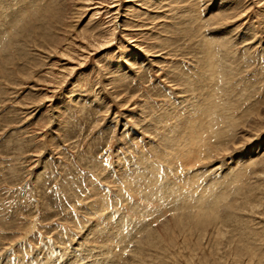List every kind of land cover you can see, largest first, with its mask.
I'll return each instance as SVG.
<instances>
[{
  "label": "rangeland",
  "instance_id": "1",
  "mask_svg": "<svg viewBox=\"0 0 264 264\" xmlns=\"http://www.w3.org/2000/svg\"><path fill=\"white\" fill-rule=\"evenodd\" d=\"M262 160L264 0H0V264H264Z\"/></svg>",
  "mask_w": 264,
  "mask_h": 264
},
{
  "label": "bare ground",
  "instance_id": "2",
  "mask_svg": "<svg viewBox=\"0 0 264 264\" xmlns=\"http://www.w3.org/2000/svg\"><path fill=\"white\" fill-rule=\"evenodd\" d=\"M118 18V17H117ZM107 46V45H106ZM103 48V47H102ZM101 49V48H100ZM158 56V55H157ZM211 58H212V56H211ZM211 58H210V60H211ZM222 62V61H221ZM221 62H220V64H221ZM211 67V66H210ZM212 68V67H211ZM212 70H213V68H212ZM206 103V102H205ZM210 103V102H209ZM208 103V104H209ZM204 105H206V104H204ZM206 107V106H205ZM208 109V108H207ZM209 109H210V106H209ZM209 109H208V111H209ZM216 109V108H215ZM206 112V111H205ZM204 112V113H205ZM213 113V112H212ZM199 114V113H198ZM215 114V113H214ZM216 116V115H215ZM262 117V116H261ZM245 127V126H244ZM211 129V128H210ZM192 133H194V131H192ZM206 133V132H205ZM234 133V132H233ZM202 135V134H201ZM195 136V135H194ZM233 136H234V134H233ZM192 137H193V135H192ZM201 143V142H200ZM207 146V145H206ZM259 155V154H258ZM261 155V154H260ZM263 158V157H262ZM195 160V159H194ZM206 160V159H205ZM257 160V159H256ZM199 161V160H198ZM262 161H264V160H262ZM262 161H261V164H262ZM264 163V162H263ZM249 164V163H248ZM264 165V164H263ZM250 167V166H249ZM243 168V167H242ZM264 168V167H263ZM249 169V168H248ZM241 170V169H240ZM262 170H264V169H262ZM241 173H242V171H240ZM248 172H250V171H248ZM264 171H262V173H263ZM240 173V174H241ZM244 174V173H243ZM242 174V175H243ZM246 174V173H245ZM250 174H252V173H250ZM248 175V174H247ZM221 176V175H220ZM262 177H263V174L261 175ZM260 176V177H261ZM239 177V176H238ZM242 177V176H241ZM246 177V176H245ZM261 177V178H262ZM235 179V178H234ZM190 180V179H189ZM194 180V179H193ZM239 180V179H238ZM233 181V180H232ZM242 181H244V180H242ZM166 182V181H165ZM195 182V181H194ZM234 182V181H233ZM236 182H238V181H236ZM190 183V182H189ZM235 183V182H234ZM233 184V183H232ZM237 185V184H236ZM233 186V185H232ZM247 186V185H246ZM245 186V187H246ZM256 186V185H255ZM259 187H261V186H259ZM183 188V187H182ZM237 190V189H236ZM260 190V189H259ZM256 191V190H255ZM231 192V191H230ZM244 194H246V192L244 193ZM249 194V193H248ZM262 194V193H261ZM258 195H259V193H258ZM229 196V195H228ZM226 197V196H225ZM247 197L249 198V196L247 195ZM254 197V196H253ZM241 198H243V197H241ZM251 198V197H250ZM226 199V198H225ZM224 199V200H225ZM211 200V199H210ZM218 200H221L220 198L218 199L216 196L213 198V200H211L212 202H213V204H215V205H217V203L219 202ZM249 200H251V199H249ZM255 200V199H254ZM221 202H223V200L221 201ZM250 203H251V201H250ZM219 204H221L220 202H219ZM255 204V203H254ZM215 205L214 206H212L211 208L212 209H214L215 208ZM244 205V204H243ZM252 205V204H251ZM208 206H210L209 205V203H208ZM219 206V205H218ZM222 207V206H221ZM230 207V206H229ZM242 207V206H241ZM191 208V207H190ZM205 208H207V206L205 207ZM218 209H219V207H217ZM243 208H244V206H243ZM218 209H216V210H218ZM220 210V209H219ZM237 210V209H236ZM241 210V209H240ZM191 212V211H190ZM207 212V211H206ZM215 212H217V211H215ZM214 212V213H215ZM226 212V211H225ZM222 213V212H221ZM240 213H242V212H240ZM245 213V212H244ZM205 214V213H204ZM203 213H202V215H204ZM222 214H224L225 215V213H222ZM181 215V214H180ZM189 215H190V213H189ZM200 216H201V214H199ZM206 215V214H205ZM208 215V214H207ZM216 217V216H215ZM219 217V219H220V216H218ZM222 217V216H221ZM243 217V216H242ZM242 217H241V219H242ZM188 218H191L192 219V217H188ZM194 218V217H193ZM244 218V217H243ZM240 219V220H241ZM196 221V220H195ZM197 223H199L200 225H203V224H212L213 222H216L217 221V219H215V218H212V217H206V218H202L201 220L200 219H197ZM238 221H239V217L236 215H233V214H228L227 213V215L225 216V217H222V220H220V222H223L225 225L226 224H231V225H233L234 227H236L237 225V227H239V224H238ZM242 221H245V220H242ZM241 221V222H242ZM187 222V221H186ZM192 222H193V220H192ZM151 223V222H150ZM176 223V222H175ZM245 224V223H244ZM176 225H179V223H176ZM166 227H168V226H166ZM231 227V226H230ZM233 227V228H234ZM220 228V227H219ZM225 229V228H224ZM236 229V228H235ZM222 230H220V232H221ZM251 231V230H250ZM249 231V232H250ZM154 232V231H153ZM156 232V231H155ZM154 232V234H156ZM219 232V233H220ZM258 232V231H257ZM233 233V232H232ZM220 235V234H219ZM98 237H100V235H99V233H98ZM156 237V236H155ZM241 238H244L243 240L245 241V240H247L248 238H247V236H243V237H241ZM142 240V239H141ZM140 240V241H141ZM143 240H144V242H145V244H150L152 241H153V234L152 233H148L146 236H144L143 237ZM142 242V241H141ZM243 242V241H242ZM139 248V247H138ZM147 249V248H146ZM138 250H140V249H138ZM143 250V249H142ZM145 250V249H144ZM145 253H147V251L145 250L144 251ZM137 253V252H136ZM145 253H141V254H144L145 255ZM144 255H142V256H144ZM71 256V255H70ZM117 256V255H116ZM102 257H104V256H102ZM134 257H136V256H134ZM79 257H78V255L75 257V259L71 262L72 264H79V259H78ZM105 258V257H104ZM135 259V258H134ZM139 259H141V257H139ZM81 260V259H80ZM100 260V259H99ZM98 260V261H99ZM101 261V260H100ZM108 261V260H107ZM120 261V260H119ZM133 261V260H132ZM135 261H137V260H135ZM103 262H104V260H103ZM117 262V261H116ZM140 262H141V260H140ZM106 263V262H105ZM104 263V264H105ZM108 263V262H107ZM106 263V264H107ZM113 263H114V261H113ZM137 263H139V262H137ZM82 264H83V262H82Z\"/></svg>",
  "mask_w": 264,
  "mask_h": 264
}]
</instances>
